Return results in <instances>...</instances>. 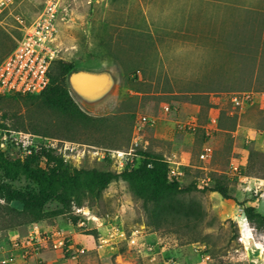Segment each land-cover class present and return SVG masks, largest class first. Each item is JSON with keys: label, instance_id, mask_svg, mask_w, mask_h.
<instances>
[{"label": "rangeland", "instance_id": "1", "mask_svg": "<svg viewBox=\"0 0 264 264\" xmlns=\"http://www.w3.org/2000/svg\"><path fill=\"white\" fill-rule=\"evenodd\" d=\"M45 2L15 0L0 16V60L22 35L15 17L29 24ZM262 17L264 0H59L58 59L74 65L64 84L91 120L70 123L24 96L4 98L0 149L15 159L51 148L70 170L116 172L136 168L139 152L149 151L181 186L196 185L178 197L200 213L156 221L119 178L98 199L25 223L13 208H22V196L34 200L37 186L0 169V250L38 228L65 242L63 250L40 244L36 255L48 264H264V229L243 213L244 206L264 213ZM80 72L100 82L80 85L73 80ZM245 92L251 99H242ZM141 114L157 121L137 130ZM190 118L195 130L180 127ZM215 179L229 198L204 189Z\"/></svg>", "mask_w": 264, "mask_h": 264}, {"label": "trees", "instance_id": "2", "mask_svg": "<svg viewBox=\"0 0 264 264\" xmlns=\"http://www.w3.org/2000/svg\"><path fill=\"white\" fill-rule=\"evenodd\" d=\"M73 67L72 62L57 58L50 67L49 83L44 90L36 94L2 95L0 101L4 98L24 96L34 101L38 109L62 116L70 123L89 121L91 118L79 108L64 84V76L72 71ZM16 128L22 129L23 126L19 125ZM31 129L34 133L39 132L36 126ZM139 155L142 157L139 166L132 168L127 165L121 172H116L97 168L70 170L63 162V158L53 154L51 148L31 150L23 158L15 159L6 156L0 149V169L7 179L13 180L23 176L37 186V197L34 200L29 203L22 196L18 198L22 208L20 210L13 208L18 218L25 223L59 215L72 202L79 207L86 198L98 199L108 184L119 178L128 182L131 192L142 199L146 208L151 206L150 215L156 221L167 216L189 217L200 213L197 203L184 201L178 197L180 193L195 189V184L181 186L178 179L170 175L168 163L157 154L141 151ZM43 159L44 166L41 165ZM204 189L216 191L224 198L230 197L227 185L220 179H215L212 185H206ZM48 200L60 203L61 208L47 209L44 204ZM243 213L258 229H264V213L256 211L254 206H244Z\"/></svg>", "mask_w": 264, "mask_h": 264}, {"label": "built area", "instance_id": "3", "mask_svg": "<svg viewBox=\"0 0 264 264\" xmlns=\"http://www.w3.org/2000/svg\"><path fill=\"white\" fill-rule=\"evenodd\" d=\"M15 0H0V16L10 9ZM59 0H46L42 10L35 19L25 24L21 16L15 19L22 29V35L14 48L0 61V96L11 94H36L49 83V71L54 60L58 58L59 43L57 24ZM244 101L251 99V94L243 93ZM165 112L170 111L166 105ZM157 119L141 114L135 123V129L141 130L144 125H153ZM211 123H216L217 115L210 116ZM180 127L195 130L196 118L178 122ZM264 137V132L262 133ZM210 151L206 147L201 158ZM46 240H51L54 249L63 250L64 239L58 235L33 228L22 238L11 239L7 249L0 250V264H48L38 260V247Z\"/></svg>", "mask_w": 264, "mask_h": 264}, {"label": "water", "instance_id": "4", "mask_svg": "<svg viewBox=\"0 0 264 264\" xmlns=\"http://www.w3.org/2000/svg\"><path fill=\"white\" fill-rule=\"evenodd\" d=\"M73 80L84 86L96 85L98 82H100L98 77L83 72L76 73L73 77Z\"/></svg>", "mask_w": 264, "mask_h": 264}, {"label": "bare ground", "instance_id": "5", "mask_svg": "<svg viewBox=\"0 0 264 264\" xmlns=\"http://www.w3.org/2000/svg\"><path fill=\"white\" fill-rule=\"evenodd\" d=\"M240 225H241L242 230H244L245 226L247 225V221L244 217L241 218Z\"/></svg>", "mask_w": 264, "mask_h": 264}, {"label": "crops", "instance_id": "6", "mask_svg": "<svg viewBox=\"0 0 264 264\" xmlns=\"http://www.w3.org/2000/svg\"><path fill=\"white\" fill-rule=\"evenodd\" d=\"M262 19H264V17H262L261 20H262ZM263 37H264V34H263ZM263 37H262V39H263V41H264V38H263ZM7 246H8V244H7ZM7 246H6V249H7Z\"/></svg>", "mask_w": 264, "mask_h": 264}]
</instances>
